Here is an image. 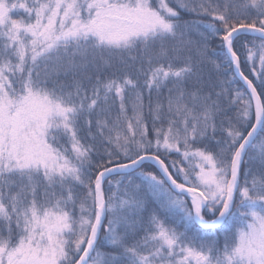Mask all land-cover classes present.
I'll list each match as a JSON object with an SVG mask.
<instances>
[{"label": "snow or ice", "instance_id": "obj_1", "mask_svg": "<svg viewBox=\"0 0 264 264\" xmlns=\"http://www.w3.org/2000/svg\"><path fill=\"white\" fill-rule=\"evenodd\" d=\"M0 264H264V0H0Z\"/></svg>", "mask_w": 264, "mask_h": 264}, {"label": "trees", "instance_id": "obj_2", "mask_svg": "<svg viewBox=\"0 0 264 264\" xmlns=\"http://www.w3.org/2000/svg\"><path fill=\"white\" fill-rule=\"evenodd\" d=\"M21 15H22V11L18 12V13L14 16V18H20ZM173 158H175V157H173ZM221 243H222V241H221Z\"/></svg>", "mask_w": 264, "mask_h": 264}]
</instances>
